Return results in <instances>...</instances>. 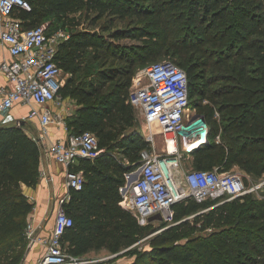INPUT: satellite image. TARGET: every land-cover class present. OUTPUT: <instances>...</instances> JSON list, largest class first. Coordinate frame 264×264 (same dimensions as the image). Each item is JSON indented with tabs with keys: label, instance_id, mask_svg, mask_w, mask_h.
<instances>
[{
	"label": "trees",
	"instance_id": "trees-1",
	"mask_svg": "<svg viewBox=\"0 0 264 264\" xmlns=\"http://www.w3.org/2000/svg\"><path fill=\"white\" fill-rule=\"evenodd\" d=\"M147 1L148 5L134 0H29L31 10H21L20 13L26 26L48 23V33H53L68 26L66 20L68 11L69 26H78L79 21L77 20L79 19L75 15L70 17V11L72 6L79 2L85 4L88 12L96 11L98 17L106 14L127 16L143 12L160 19L163 24L161 31L140 28L138 32V36L143 37L147 42L152 40L151 43L145 45V50L157 53L167 44L168 40H171L170 46L176 48L179 54L198 52L201 56H205L206 49L203 45L223 43L227 35L222 31L227 27V31H233L235 28L230 23V11L228 10L231 5L224 0ZM187 20L192 22L191 27L193 23L196 24L193 31L183 34L180 33L182 30L179 32L173 28L176 23L181 22V25ZM215 26L217 28H214ZM89 32L85 30L72 33L68 39L61 42L56 57L63 70L71 69L72 73L61 89L63 97L67 95L81 97V106L77 109V113L67 119V128L70 133L92 130L99 138L100 147L102 143L112 145L116 142L118 146L126 150L127 154L139 151L141 158V151L147 148L148 140L142 137L139 130L135 128L140 127L135 108L130 103L129 96L126 97L124 93L132 83V67L126 73H121L124 74L126 81L120 91L104 92L102 87H95L94 79L87 81V88L80 85L83 83L75 85L76 78L73 73L77 69L74 64L83 55L80 48L84 45L87 47L96 45L93 34ZM200 40H203L202 45ZM257 52L260 61L264 63V46H258ZM181 58L186 64L185 58ZM193 68L196 66L184 68L189 79V106L193 102L194 107L200 108V112L197 113L204 115L210 125L208 143L195 152L196 168L210 169L219 166L217 162L226 159L224 160L226 167L237 163L261 174L264 172V164L256 165L253 157L256 156V149L261 145L264 146V138L261 135H249L246 137V142H241L238 149L235 148L236 145H230L225 156L217 153L216 146L212 143L220 131L217 121L213 119L216 109L214 106L206 109L195 98L196 96L204 97L206 89L200 87L198 80L201 75L194 73ZM85 69L90 74L97 73L104 81L114 80L117 76L116 72L111 73V70L96 69L94 64L85 66ZM248 100L240 103L237 109L241 111L242 127L247 126L249 130H254L253 127L261 129L264 126V109L260 103ZM122 127H130V129L122 131ZM40 153L39 144L26 133L23 126L14 124L0 126V264H20L24 258L28 246L25 229L33 204L22 192L21 183L31 186L38 183ZM99 158L93 162L83 158L80 160L79 168L84 170L86 175L85 184L80 190L72 188L70 201L64 202L74 223L66 230L63 240L69 252L75 255H82L91 248L106 247L110 250H120L133 245L149 233L147 225L151 222L147 225L139 224L131 209L120 204L123 198L120 187L126 183L125 174L138 167L139 163L127 165L104 162ZM127 189L128 186H125L122 191L126 192ZM250 197L251 193H247L234 198L231 206L233 213L238 215L236 217L230 215L229 219L232 218L233 222H243L248 218L250 209L258 210L257 216L264 218V200L250 201ZM242 199L244 201L239 204L238 202ZM190 201L196 204L195 208L205 203V201L200 203L190 199L187 202L175 204L174 207L184 206L182 217L188 216ZM203 212L205 210L193 213L198 217L194 219L192 229L184 234H179L181 226L186 227L191 224V221L186 218L151 237L153 252L134 250L138 253V260L131 264H234L237 262L236 256L240 252L236 248L237 238L239 236L245 238L244 235L251 231L248 228L234 227L235 237L231 240V244L227 245V254L230 258L228 260L225 259V254L221 253L222 243L230 241L222 239L231 234L228 229L211 232L207 236L201 234L198 237V248L185 250V254L181 257L176 254L175 247L169 245L175 235H178L177 238L191 237L195 230H205L204 223L199 225V214ZM212 222L213 220L209 223ZM255 228L263 232L262 238H264V223ZM243 230L245 233L242 234ZM247 238L250 239L249 234ZM260 241L261 248L258 254L264 253V244L262 245L264 240L260 239ZM247 242L251 244L250 241Z\"/></svg>",
	"mask_w": 264,
	"mask_h": 264
},
{
	"label": "built area",
	"instance_id": "built-area-1",
	"mask_svg": "<svg viewBox=\"0 0 264 264\" xmlns=\"http://www.w3.org/2000/svg\"><path fill=\"white\" fill-rule=\"evenodd\" d=\"M31 8L29 0H0V45L6 46L11 55L0 63V74L6 80L1 87L0 113L17 104L30 105L19 120L38 118L46 131L50 123H64L62 114L55 110L64 99L61 89L65 83L64 70L56 57L69 34L66 29L48 33V23L26 26L15 16ZM143 76L147 78L145 83ZM129 101L145 116L144 134L148 141H155V128L164 137L161 152L141 151V172L130 189L122 192L120 203L136 210L139 224L147 225L151 222L149 217L156 213L168 218L175 204L190 199L200 203L208 198L229 200L257 191L259 186L247 185L243 173L219 166L193 167L183 170L181 176L177 174L183 159L195 155L197 149L208 143L210 125L204 115L187 113L189 79L186 70L176 62L164 59L149 63L135 77ZM50 151L67 167V186L80 190L86 181L85 172L71 166L82 158L96 160L102 148L95 132L86 129L69 133L66 139H56ZM73 223L64 200H59L52 232L45 241L46 250L36 264H117L113 260L116 253L85 257L69 252L63 237ZM33 234V223L28 222L26 235L30 238Z\"/></svg>",
	"mask_w": 264,
	"mask_h": 264
},
{
	"label": "rangeland",
	"instance_id": "rangeland-1",
	"mask_svg": "<svg viewBox=\"0 0 264 264\" xmlns=\"http://www.w3.org/2000/svg\"><path fill=\"white\" fill-rule=\"evenodd\" d=\"M143 5H148L147 0H134ZM230 7V23L235 27L233 31L226 30V39L223 43L205 44L203 47L206 49L205 56H201L198 52L193 53H180L171 45V40L167 41V44L161 49L159 53L147 52L145 45L152 42H147L143 37L138 36L139 29H150L153 31H161L163 24L160 19L153 17L152 15L145 13L132 14L127 16H119L113 14H106L103 17H98L96 11L88 12L85 4L76 3L72 6L70 11V17L75 15L79 20L77 27L69 26V11L66 20L68 26L66 31L72 33L77 31H90L96 45L93 47L82 46V57L75 65L76 71L73 75L76 78V84H80L82 87L87 88V81L94 79L95 87H102L104 92H112L114 90L120 91L125 84L126 78L124 74L128 69L132 67L133 77L131 85L124 91L126 97L130 95V91L135 82V77L144 72L145 67L154 61H161L164 59H170L176 62L178 65L188 69L192 65L194 73H200L201 78L198 80L200 87L205 88L206 94L204 97L196 96L195 98L206 107L214 106L216 109L214 118L220 128L219 134L215 140L212 141L216 146L217 153L226 155L230 145L238 147L246 142V137L253 135H261L264 138V126L261 129L253 127L254 130L245 126L242 127V120L240 118L241 111H238V106L242 102L256 101L261 104L264 109V63L259 59V53L257 52L258 46H264V0H224ZM246 17V18H245ZM76 21V22H77ZM181 23V22H180ZM176 23L173 26L176 30H182L184 32H191L196 27L195 23L191 27V21H183ZM185 24V26H184ZM33 25V24H30ZM199 25V23H197ZM214 28H217L216 26ZM215 30V29H214ZM154 33V32H151ZM68 37V38H69ZM67 38V39H68ZM203 40H200L202 45ZM77 45V44H76ZM147 57H149L147 59ZM185 58L186 64L182 60ZM94 64L98 70H111L110 72H116L117 76L114 80L104 81L96 74H90L85 66ZM71 70V69H70ZM70 70L63 71L65 82L72 73ZM147 82V78L143 76V83ZM209 82V83H208ZM208 83V84H207ZM65 84V83H64ZM81 97H73L71 95L64 96V104L67 107L65 114H63V121H67L69 117L77 113V109L81 106ZM92 101V99L90 100ZM193 103V102H192ZM187 109L188 114L200 112V108L194 107L193 104ZM236 106V109H234ZM137 119L140 127H135L139 130L142 137L148 140L145 136L144 128L147 126V122L142 111L135 109ZM14 116V115H13ZM11 116V122H5L1 125H18L23 127H38L29 122L22 123L24 120H19ZM65 121L64 124H67ZM56 123V122H55ZM130 127H122V131L129 130ZM101 154L99 160L104 162L123 163L135 165L139 163V166L134 170L139 169L142 164L140 160V152H133L131 154L125 153L118 144L112 145L101 144ZM164 148V137L158 128H155V141H148L146 149L149 151L161 152ZM256 156H253L256 160V165L264 164V146L261 145L255 151ZM224 160L217 162V165L221 169L229 171H239L245 175V181L247 185L259 186L257 191L251 193L250 201H262L264 200V172L258 174L255 170L246 169L243 165L232 163L231 167H226ZM223 164V165H222ZM196 167L195 155L186 157L183 159V166L177 169V174L182 175L183 170ZM131 170L130 172L134 171ZM127 184V182H126ZM232 200V201H231ZM234 199H227L222 197L219 199L208 198L205 203L200 205L199 208H195L196 204L192 201L189 202L188 216L182 217V211L184 206L177 205L173 207V212L168 214V218L163 220H154L147 225L149 233L137 240L133 245L123 247L120 250H110L107 248V254H115L114 261L117 264H131L138 260V253L134 250L150 251L153 252L150 239L154 235L160 233L164 229L172 226L173 224L183 221L185 218L191 221L190 226H181L179 234H184L192 229L194 226V219L198 216L193 215L195 212L204 211L199 214L200 224H205L206 229L203 231L195 230L191 237L175 238L169 244L175 247L177 255L180 257L185 254V250L190 248H198V237L201 234L207 236L211 232L221 231L228 229L231 232L230 235L225 236L222 239L230 240L226 243H222V252L225 254V259H230L227 254V245L231 244V240L235 237V228L250 229V233L247 232L244 237H238L236 244L237 250L240 252L237 254V262L234 264H264V253L258 254L260 250V239H263V232L256 230L255 227L264 223V218L258 217V210H248V218L245 221H234L229 219L230 215L236 217L238 214L233 213L232 202ZM244 199L238 203L241 204ZM186 204V203H185ZM131 211L136 214V210L131 208ZM238 213V212H237ZM261 213V212H260ZM243 217V215H242ZM212 223H209L212 221ZM252 225L254 227L252 228ZM235 227V228H234ZM243 227V228H241ZM254 231V232H253ZM228 233V232H227ZM245 231H242V234ZM249 234L250 239L247 238ZM228 237V238H226ZM193 239V240H191ZM247 241H250L249 244ZM264 242H262V245ZM251 247H253L251 249ZM20 264H23V260ZM233 264V263H231Z\"/></svg>",
	"mask_w": 264,
	"mask_h": 264
},
{
	"label": "crops",
	"instance_id": "crops-1",
	"mask_svg": "<svg viewBox=\"0 0 264 264\" xmlns=\"http://www.w3.org/2000/svg\"><path fill=\"white\" fill-rule=\"evenodd\" d=\"M15 16L23 19L20 12H17ZM10 58L11 55L7 47L4 45H0V63L3 59ZM5 84V77L0 74V100L2 97L1 87ZM63 101L60 106H57V108H55V110L61 113L62 116L67 110V107L65 106ZM30 108V105L17 104L12 108L3 111L2 113H0V126L2 123L11 122V116L13 115V117L16 119L22 118L23 115L30 110ZM26 122L38 126L24 127V129L30 137L37 141L40 146L41 153L38 166V183L33 186L21 183L22 192L27 196L28 201L33 204V208L28 215V222H32L34 227L33 237H27L28 246L23 258V264H36L46 250L45 241L48 238L49 234L52 232L55 212L58 207L59 200L63 199L64 202L68 203L71 199L72 188L68 187L66 184L67 167L64 164L58 162L50 151L52 142L59 138L66 139L70 131L67 128V125L64 123H50L47 127V130L45 131L42 128L38 118L27 119L25 120V123ZM90 161L93 162V160ZM79 166L80 161L72 165L71 168L80 169ZM141 169L142 168L140 166L139 169H136L132 172H127L125 174L127 184L125 183L124 186L120 187L121 194L123 192L122 189L125 186H128L127 191L130 189L133 181L140 174ZM37 237L40 238V240L36 239ZM108 254L107 248L103 247L91 248L89 251L82 255L85 257H100Z\"/></svg>",
	"mask_w": 264,
	"mask_h": 264
},
{
	"label": "water",
	"instance_id": "water-1",
	"mask_svg": "<svg viewBox=\"0 0 264 264\" xmlns=\"http://www.w3.org/2000/svg\"><path fill=\"white\" fill-rule=\"evenodd\" d=\"M202 117V119H204V117L202 115H200ZM197 118V117H196ZM23 124L25 123V120L22 122ZM164 216L161 213H156L154 215H151L149 217L150 221H154V220H163Z\"/></svg>",
	"mask_w": 264,
	"mask_h": 264
}]
</instances>
